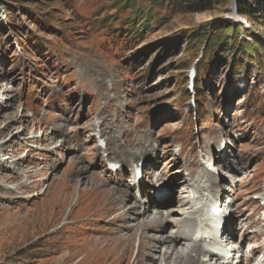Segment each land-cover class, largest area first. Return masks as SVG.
Wrapping results in <instances>:
<instances>
[{
    "label": "rangeland",
    "instance_id": "obj_1",
    "mask_svg": "<svg viewBox=\"0 0 264 264\" xmlns=\"http://www.w3.org/2000/svg\"><path fill=\"white\" fill-rule=\"evenodd\" d=\"M122 3L0 0V155L8 158L0 159V264H151L136 238L116 237L131 215L122 210L152 196L174 207L183 191L175 179L205 177V164L222 200L232 199L227 228L264 230V73L234 51L244 40L264 47V19L241 14L239 0L193 13L163 3L153 8L152 30L137 36ZM150 7L136 0L135 9ZM231 26L238 34H227L218 56L202 51V37ZM191 68L193 104L181 94ZM16 128L28 141L12 137ZM142 140L152 153L133 157ZM104 151L121 171L104 168ZM131 161L147 173L106 215ZM263 240L264 232L240 249Z\"/></svg>",
    "mask_w": 264,
    "mask_h": 264
},
{
    "label": "bare ground",
    "instance_id": "obj_2",
    "mask_svg": "<svg viewBox=\"0 0 264 264\" xmlns=\"http://www.w3.org/2000/svg\"><path fill=\"white\" fill-rule=\"evenodd\" d=\"M22 135V130L16 128L12 137H19L23 141H28L25 137L22 138ZM28 138H34V136ZM152 151L151 145L147 141L142 140L138 144L137 151H134L132 155L133 157L146 156L150 155ZM1 157L0 155L1 160H8L6 157ZM105 157L107 155L102 159L105 165H108L110 162L118 163ZM133 163L136 164L137 162L131 161V164ZM223 164L224 167L227 166L228 171L235 169L226 162H223ZM202 169V174L205 173V177L196 173L190 178L177 177L175 179L174 182L181 184L183 191L181 194L179 193L180 195L178 193L175 194L173 203H171L174 207H166L160 199L152 196L150 199L138 201L128 209L122 210L123 213L131 215L121 226L125 233H120L116 237L136 238V252L138 254L141 251L144 252L142 256L145 257V261L147 258L151 264H264V240L256 245H252L249 248L250 255L248 256H246L243 249H240L243 242H257L260 235H263L264 230L248 234L245 231L244 225H241L242 228L238 226L234 227L233 232L230 227L226 228V225L231 223L229 218L231 211L228 209V206L232 199H230L223 209L224 201H222V193L221 191H217L218 185L213 180L214 168L205 164L202 166ZM128 170L127 183L121 182V186H125L122 190H117V192L114 190L116 199L108 206L106 215L115 213L119 208L122 209L120 199L126 193L125 190L136 186L133 178L134 170L132 168ZM143 173H147L146 169ZM148 173L152 176L155 174V170L152 168ZM173 173H177L173 175L174 179V176H178L179 172L174 171ZM225 189L232 192L228 188ZM138 194L136 198L139 197ZM217 200H221L222 206L219 207V202L213 205V207L217 208L215 211L218 212L215 215L209 214L210 217L207 213L208 205ZM174 203L176 204L174 205ZM224 221L225 223L222 224ZM218 224L220 225L216 228L219 230V235L218 239H216L211 237V229L213 225ZM166 228H169L167 233ZM237 231L241 232L240 237L242 239L238 240L237 245L234 246L232 244L234 241L233 237ZM199 232H205L206 236H200ZM162 249L161 259L154 254L152 255L157 259L156 262L155 258L151 257L150 254L154 251L159 252ZM214 250H221L222 253L220 256H217ZM237 251L240 254L236 256L235 253ZM256 253L259 256L255 257ZM221 256H224L225 259L219 261L218 259L222 258ZM233 259L235 260L232 261Z\"/></svg>",
    "mask_w": 264,
    "mask_h": 264
},
{
    "label": "trees",
    "instance_id": "obj_3",
    "mask_svg": "<svg viewBox=\"0 0 264 264\" xmlns=\"http://www.w3.org/2000/svg\"><path fill=\"white\" fill-rule=\"evenodd\" d=\"M142 1L149 3L151 6L146 13L140 8L135 9L136 0H123L122 3V5L128 4V6L131 8L130 15L126 18L127 20L126 25H128L129 30H133V32H135L137 36H140L141 35L140 33L143 32V30H146V32L152 30V25L149 24L148 22L153 17L152 16L153 8L162 6L163 3L169 4L172 7V10H176L178 12L182 11V12L193 13V12H199L205 10L213 0H142ZM239 2H240L239 8L241 14L249 15L253 19L257 16H259V18L264 19V0H239ZM137 19L138 20L144 19V23L141 22L136 23L135 20ZM232 31L234 35L238 34L237 29L235 30V27L231 26L228 30H226L224 36H222V34L220 33L222 31H215L213 33L215 34L214 35L215 37L211 39H208L207 36L202 37L204 40L203 41L204 48L202 51L211 52L210 55L212 54L217 55L220 52V49L218 50V48H221L222 50L223 48L222 46H226L228 44L229 38L227 37V34ZM15 32L17 33V31ZM200 34H203V32L201 31ZM248 42L249 41L244 40L243 44H238V42L234 43L235 44L234 51L238 54L239 58H242L240 64H245V63L247 64V62L250 64L256 60L255 62H258L257 65L260 67L261 72L264 73V69H262V65L260 64L261 62H264V47L260 43H256V42L255 43L253 42L249 47H246L245 44H249ZM239 71H241V69ZM239 71L237 72L240 73ZM197 90H199L198 87ZM181 94L187 95L186 89H184Z\"/></svg>",
    "mask_w": 264,
    "mask_h": 264
}]
</instances>
